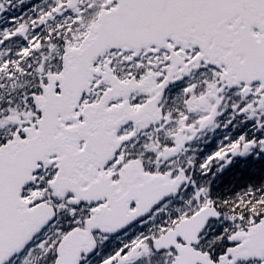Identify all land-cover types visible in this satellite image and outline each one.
Instances as JSON below:
<instances>
[{
	"label": "snow or ice",
	"instance_id": "6c2138e0",
	"mask_svg": "<svg viewBox=\"0 0 264 264\" xmlns=\"http://www.w3.org/2000/svg\"><path fill=\"white\" fill-rule=\"evenodd\" d=\"M0 264H264V0H0Z\"/></svg>",
	"mask_w": 264,
	"mask_h": 264
}]
</instances>
